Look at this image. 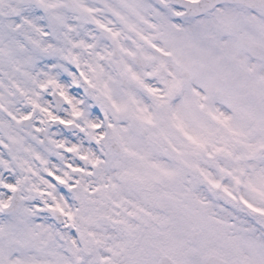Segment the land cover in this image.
Instances as JSON below:
<instances>
[{"label": "snow or ice", "instance_id": "6c2138e0", "mask_svg": "<svg viewBox=\"0 0 264 264\" xmlns=\"http://www.w3.org/2000/svg\"><path fill=\"white\" fill-rule=\"evenodd\" d=\"M0 264H264V0H0Z\"/></svg>", "mask_w": 264, "mask_h": 264}]
</instances>
